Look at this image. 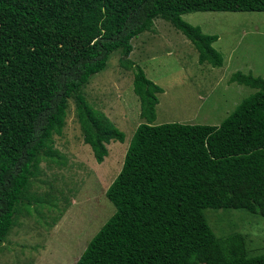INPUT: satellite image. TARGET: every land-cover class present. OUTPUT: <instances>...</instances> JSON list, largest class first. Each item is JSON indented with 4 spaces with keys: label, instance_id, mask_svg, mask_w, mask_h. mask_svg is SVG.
Masks as SVG:
<instances>
[{
    "label": "trees",
    "instance_id": "16d2710c",
    "mask_svg": "<svg viewBox=\"0 0 264 264\" xmlns=\"http://www.w3.org/2000/svg\"><path fill=\"white\" fill-rule=\"evenodd\" d=\"M195 12H264V0H0V245L22 209L39 165L55 160L67 100L75 101L84 143L97 164L125 134L83 95L120 51L133 69L144 121L106 190L113 215L75 264H264L240 234L217 238L205 210L264 218V79L236 72L229 82L255 92L217 125L154 124L163 89L129 59L131 41L169 22L193 45L198 64L223 66L213 44L182 19Z\"/></svg>",
    "mask_w": 264,
    "mask_h": 264
},
{
    "label": "rangeland",
    "instance_id": "374dc122",
    "mask_svg": "<svg viewBox=\"0 0 264 264\" xmlns=\"http://www.w3.org/2000/svg\"><path fill=\"white\" fill-rule=\"evenodd\" d=\"M182 19L216 35L213 47L223 66L198 64L190 41L169 22L157 18L152 29L132 39L129 56L147 78L163 89L154 124L219 125L255 90L230 83L232 74L264 79V12H195ZM120 51L110 55L104 71L90 78L82 92L93 109L125 134L123 143L106 145L101 164L84 143L75 101L67 100L61 135H53L55 160H45L27 193L29 212L22 209L0 245V264H75L89 241L115 212L106 190L121 170L140 117L133 92V69L120 66ZM217 238L240 234L248 257L264 254V218L245 210H205Z\"/></svg>",
    "mask_w": 264,
    "mask_h": 264
},
{
    "label": "crops",
    "instance_id": "0c3cea01",
    "mask_svg": "<svg viewBox=\"0 0 264 264\" xmlns=\"http://www.w3.org/2000/svg\"><path fill=\"white\" fill-rule=\"evenodd\" d=\"M241 86H243V85H241Z\"/></svg>",
    "mask_w": 264,
    "mask_h": 264
}]
</instances>
